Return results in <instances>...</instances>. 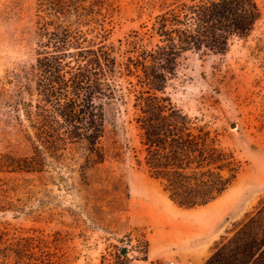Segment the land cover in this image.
Returning <instances> with one entry per match:
<instances>
[{
    "label": "rangeland",
    "instance_id": "rangeland-1",
    "mask_svg": "<svg viewBox=\"0 0 264 264\" xmlns=\"http://www.w3.org/2000/svg\"><path fill=\"white\" fill-rule=\"evenodd\" d=\"M150 1L103 0L108 41L118 45L149 22L159 10ZM256 1L261 17L247 37L234 38L223 54L185 52L166 87L196 131L210 130L244 165L216 202L193 210L199 225L214 220L213 253L264 197V0ZM35 13L36 0H0L3 153L30 151L17 105L26 80L21 68L36 60ZM133 102L127 97L105 103L103 163L83 173L78 168L0 172V264H19L25 257L35 264H131L146 256L150 229L144 222L150 208L144 201L172 200L144 163Z\"/></svg>",
    "mask_w": 264,
    "mask_h": 264
},
{
    "label": "trees",
    "instance_id": "trees-1",
    "mask_svg": "<svg viewBox=\"0 0 264 264\" xmlns=\"http://www.w3.org/2000/svg\"><path fill=\"white\" fill-rule=\"evenodd\" d=\"M150 4H159L158 13L116 45L103 0H36V60L21 68L17 105L30 151L0 152V172L83 173L103 163L105 103L133 97L144 163L175 204L207 205L232 185L244 165L210 130L197 132L166 87L185 52L223 54L234 38L247 37L260 7L256 0ZM203 264H264V197Z\"/></svg>",
    "mask_w": 264,
    "mask_h": 264
},
{
    "label": "crops",
    "instance_id": "crops-1",
    "mask_svg": "<svg viewBox=\"0 0 264 264\" xmlns=\"http://www.w3.org/2000/svg\"><path fill=\"white\" fill-rule=\"evenodd\" d=\"M144 202L150 208L144 222L150 229L147 258L131 264H203L211 256L218 234L213 231L214 220L199 225L193 215L195 208H183L166 199Z\"/></svg>",
    "mask_w": 264,
    "mask_h": 264
},
{
    "label": "water",
    "instance_id": "water-1",
    "mask_svg": "<svg viewBox=\"0 0 264 264\" xmlns=\"http://www.w3.org/2000/svg\"><path fill=\"white\" fill-rule=\"evenodd\" d=\"M126 250H127L126 248L122 249V253H126Z\"/></svg>",
    "mask_w": 264,
    "mask_h": 264
},
{
    "label": "built area",
    "instance_id": "built-area-1",
    "mask_svg": "<svg viewBox=\"0 0 264 264\" xmlns=\"http://www.w3.org/2000/svg\"><path fill=\"white\" fill-rule=\"evenodd\" d=\"M171 264H179L178 262H176V261H174V262H172Z\"/></svg>",
    "mask_w": 264,
    "mask_h": 264
}]
</instances>
